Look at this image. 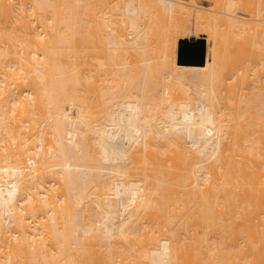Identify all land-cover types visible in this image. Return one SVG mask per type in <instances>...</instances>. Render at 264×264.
<instances>
[{"label": "bare ground", "instance_id": "bare-ground-1", "mask_svg": "<svg viewBox=\"0 0 264 264\" xmlns=\"http://www.w3.org/2000/svg\"><path fill=\"white\" fill-rule=\"evenodd\" d=\"M0 264H264V0H0Z\"/></svg>", "mask_w": 264, "mask_h": 264}, {"label": "rangeland", "instance_id": "rangeland-1", "mask_svg": "<svg viewBox=\"0 0 264 264\" xmlns=\"http://www.w3.org/2000/svg\"><path fill=\"white\" fill-rule=\"evenodd\" d=\"M187 46H188V45H187ZM185 53H186V52H185ZM183 54H184V52L182 51V55H183ZM184 55H186V54H184ZM252 91H258V92H260V89L255 87V88L252 89ZM251 94H252V93H251ZM252 95H253V94H252ZM252 95H251V96H252Z\"/></svg>", "mask_w": 264, "mask_h": 264}]
</instances>
